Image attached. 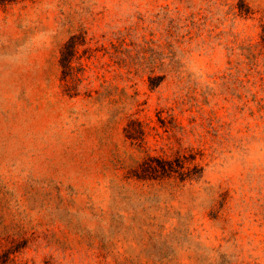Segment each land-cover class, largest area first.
<instances>
[{"label": "rangeland", "instance_id": "374dc122", "mask_svg": "<svg viewBox=\"0 0 264 264\" xmlns=\"http://www.w3.org/2000/svg\"><path fill=\"white\" fill-rule=\"evenodd\" d=\"M0 264H264V0L0 5Z\"/></svg>", "mask_w": 264, "mask_h": 264}, {"label": "trees", "instance_id": "16d2710c", "mask_svg": "<svg viewBox=\"0 0 264 264\" xmlns=\"http://www.w3.org/2000/svg\"><path fill=\"white\" fill-rule=\"evenodd\" d=\"M18 1H26V0H0V5H5L8 3H13ZM75 48L76 47L74 46L73 47L74 57L76 54ZM63 65H66L64 67L66 71L68 72L73 71L72 59L67 61H63L62 59V66ZM66 88L67 90H69L68 86H66ZM135 127H141L140 123L136 120H131L126 129V133L128 134V136L132 134V131L135 129ZM141 169L142 172L140 173V175L139 174L137 175V178L143 181H157L163 179H171L175 174H178V177L181 180V182H185L187 180L193 181V180H198V178H201V176L198 177V174L201 172V169H198V167H193L192 169H187V171H185L184 164L179 163L177 167H174L173 164L163 160H158L157 166H154L152 164L151 157H147L146 159H144Z\"/></svg>", "mask_w": 264, "mask_h": 264}]
</instances>
